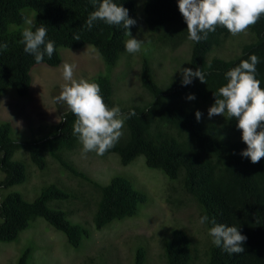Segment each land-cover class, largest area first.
I'll return each mask as SVG.
<instances>
[{
    "label": "trees",
    "instance_id": "16d2710c",
    "mask_svg": "<svg viewBox=\"0 0 264 264\" xmlns=\"http://www.w3.org/2000/svg\"><path fill=\"white\" fill-rule=\"evenodd\" d=\"M102 0H0V97L13 88L20 98L30 95L32 70L40 65L57 68L62 62L61 49L81 50L93 46L103 59L107 74H101L91 82L98 83L104 102L109 109L117 105L111 78L112 71L126 53L125 42L129 39L123 25L94 22L91 29L86 25L89 15ZM128 10L129 18L136 21L129 31L137 28L138 0H113ZM179 0H143L145 23L154 55L137 53L140 59L139 79L145 95L143 105L121 109L125 115L135 111L124 122L122 136L103 155L117 156L125 166L138 157H144L148 168L161 170L170 180L181 179L182 190L207 215L205 223L208 241L204 252L199 242L184 230H173L171 237L162 242L167 264H264V158L253 164L241 153L247 150L239 130L238 120L225 116L209 118L208 110L215 104V95L226 85V73L243 60L255 54L256 79L264 89V15L248 29L253 38L244 44L240 55L224 58L214 55L224 47L230 37L228 30L217 25L206 39L199 43L188 39L187 24L179 11ZM35 13L34 29L44 24L47 29L45 41L54 42L51 58L45 55L37 64L32 54L24 51L21 43L24 15ZM79 35L80 41L73 39ZM185 42L190 44L188 59H177L181 68H198L206 73V83L193 78L183 86V75L175 73L167 82H158L155 61L166 58L169 51L176 52ZM7 45L6 48L3 45ZM176 59V57H175ZM209 65H211L209 67ZM194 95V100L188 97ZM202 116L199 121L196 112ZM66 116V120L63 118ZM75 116L66 111L58 124L41 139L19 143L13 135V123L0 125V166L4 176L0 191L24 184L28 178L27 165L16 160L18 151H25L30 162L44 170L46 153L65 171L88 182L97 195V209L93 218L95 230L103 231L115 221L135 217L139 207L148 197L136 190L122 176L113 177L103 186L82 172L66 153L74 154L82 144L73 133ZM259 131V129H258ZM71 160V161H70ZM59 185V184H58ZM57 184L42 189L34 201L25 200L19 193H9L0 200V242H14L20 233L39 218L63 233L69 245L80 248L91 236V231L79 223H73L67 212L52 209L51 201H67L75 197ZM236 226L247 237L239 254H229L212 243L209 230L211 221ZM108 230V229H107ZM31 249L21 255L18 264H28ZM147 251L139 248L136 264H144Z\"/></svg>",
    "mask_w": 264,
    "mask_h": 264
},
{
    "label": "rangeland",
    "instance_id": "374dc122",
    "mask_svg": "<svg viewBox=\"0 0 264 264\" xmlns=\"http://www.w3.org/2000/svg\"><path fill=\"white\" fill-rule=\"evenodd\" d=\"M137 4V28L132 38L143 41V55H154V47L149 44L148 30L144 26L143 0ZM35 20V13L30 11ZM130 38V36H129ZM253 38L248 30L226 40L224 47L214 53L230 58L240 55L242 46ZM189 42H185L176 52L169 51L155 61V76L159 83L167 82L183 68L177 59H188ZM63 62L57 68L44 65L32 70L30 95L20 98L13 88L7 89L0 97V125L13 123V135L19 143L41 139L58 124L67 111L66 105L56 103L54 97L60 94L62 65L75 64L74 78H84L91 82L101 74H107L106 65L93 46L81 50H60ZM240 53V54H239ZM176 57V59H175ZM140 59L137 53H126L111 73L115 90L114 100L120 109L143 105L148 100L140 84ZM74 164L100 185H107L113 177L128 179L133 187L148 197L146 204L139 207L135 217L115 221L103 231L95 230L93 218L97 209L96 190L86 181L65 171L46 153L44 170L35 167L27 152L21 150L15 155L27 165L28 180L19 186L0 191V200L9 193H19L27 201H34L42 189L50 184H59L62 189L75 197L67 201H51L52 209L67 212L73 223H79L91 231L90 238L80 248L69 245L66 236L54 229L44 219L32 222L14 242H0V264H18L26 249H31L28 264H136L139 248L147 251L144 264H167L163 245L171 237L173 230H184L199 242L203 253L208 241L205 224H200L202 210L199 204L182 190L181 179L170 180L161 170L147 167L145 158L138 157L125 166L115 155L106 158L83 153L82 146L74 153H66ZM70 160V161H71ZM4 176L0 166V181ZM2 219L0 217V223ZM108 229V230H107ZM162 242H164L162 244Z\"/></svg>",
    "mask_w": 264,
    "mask_h": 264
},
{
    "label": "clouds",
    "instance_id": "9594fccd",
    "mask_svg": "<svg viewBox=\"0 0 264 264\" xmlns=\"http://www.w3.org/2000/svg\"><path fill=\"white\" fill-rule=\"evenodd\" d=\"M178 7L187 24L188 39L196 43L206 39L209 32L216 30L217 25L226 28L233 36L239 35L254 26L264 15V0H179ZM23 20L21 43L25 45L24 51L32 54L37 64L44 60L45 55L51 58L55 50L54 42L45 41L47 29L44 24L33 30L34 21L31 16L24 15ZM98 20L110 26L122 24L130 36L125 42L126 51L130 54L141 51L143 41L131 37L129 29L136 21L129 18L126 8L118 6L113 0H102L89 15L87 27L91 29ZM73 39L80 41L79 35ZM258 63V57L252 54L249 59L229 70L225 75L226 85L214 93L215 104L208 110L209 118L226 114L238 120L237 127L242 130V139L247 145V150L241 155L250 158L253 164L264 158V89L261 88L260 80L256 79ZM75 67V64L67 62L62 65L64 83L60 86V94L54 99L57 104L66 105L67 111L75 116L73 133L78 136L83 153L94 151L97 155H103L122 136L125 120L136 113L132 111L125 115L118 106L109 109L100 94L99 84L84 78H74ZM181 72L183 86L191 84L193 78L206 83V73L202 68L196 71L183 68ZM188 99L194 100L195 96L190 95ZM201 116L197 111V121ZM63 118L66 120V116ZM207 222V215L199 220L200 224ZM211 223L213 226L209 235L215 246L222 247L229 254L245 251L243 245L247 237L241 234L239 228L218 224L215 220Z\"/></svg>",
    "mask_w": 264,
    "mask_h": 264
}]
</instances>
